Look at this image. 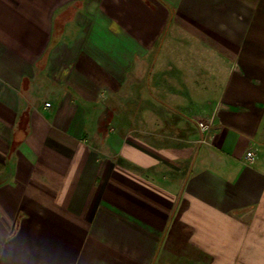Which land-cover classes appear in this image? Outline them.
I'll return each instance as SVG.
<instances>
[{
    "label": "crops",
    "instance_id": "obj_1",
    "mask_svg": "<svg viewBox=\"0 0 264 264\" xmlns=\"http://www.w3.org/2000/svg\"><path fill=\"white\" fill-rule=\"evenodd\" d=\"M0 264H264V0H0Z\"/></svg>",
    "mask_w": 264,
    "mask_h": 264
},
{
    "label": "built area",
    "instance_id": "obj_2",
    "mask_svg": "<svg viewBox=\"0 0 264 264\" xmlns=\"http://www.w3.org/2000/svg\"><path fill=\"white\" fill-rule=\"evenodd\" d=\"M193 122L195 123L196 127L200 131L202 137L200 138L201 142H204L206 140L205 137H207L208 133L210 132L212 126L214 125V118L204 113V111L197 113L195 116H192ZM253 155L252 151L246 152V158L250 159Z\"/></svg>",
    "mask_w": 264,
    "mask_h": 264
}]
</instances>
